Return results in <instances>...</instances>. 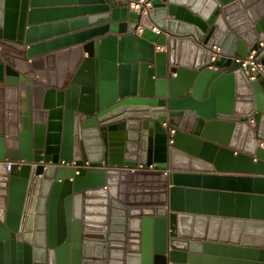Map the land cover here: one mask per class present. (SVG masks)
Returning <instances> with one entry per match:
<instances>
[{
  "label": "water",
  "instance_id": "water-1",
  "mask_svg": "<svg viewBox=\"0 0 264 264\" xmlns=\"http://www.w3.org/2000/svg\"><path fill=\"white\" fill-rule=\"evenodd\" d=\"M45 1L0 0V264H264V0H78L103 37L41 57Z\"/></svg>",
  "mask_w": 264,
  "mask_h": 264
},
{
  "label": "crops",
  "instance_id": "crops-1",
  "mask_svg": "<svg viewBox=\"0 0 264 264\" xmlns=\"http://www.w3.org/2000/svg\"><path fill=\"white\" fill-rule=\"evenodd\" d=\"M95 5L90 3H82L78 0H47L43 3V7L41 9H47L49 12L46 14H42L39 18L36 19V23L38 26H49L48 30L44 32H40L36 35L35 39L39 42L38 44H44L45 42H56L49 47H43L38 51V55L41 57L48 55H56L62 53L63 50L71 49L76 46H82L83 44L99 40L102 38L98 35H91L89 37L84 38V40L77 39L76 35L81 32H86L92 28L99 26L100 20L95 18ZM98 16V15H97ZM95 18V19H94ZM138 20V14L129 10L128 16V24H134ZM137 36L142 37L150 42L155 43V52L164 51L165 45L164 41L168 39V35L166 34H155L150 31H143L139 33L136 31ZM114 36L117 35L114 32L108 31L104 36ZM119 38V35H117ZM69 37L67 42H61L62 38ZM58 41V42H57ZM60 41V42H59ZM80 44V45H77ZM264 46V43H263ZM65 48V49H64ZM86 55H83L85 58ZM72 59V55H68L62 58L55 57L49 62H44L42 70L51 72V73H64L67 72V67L69 66V62ZM175 75L172 74V77ZM252 80V79H249ZM247 124V123H246ZM248 125V124H247ZM165 126V125H163ZM249 126V125H248ZM194 175H201L202 173H198L196 171H189ZM71 180V179H70ZM105 187H103L104 189Z\"/></svg>",
  "mask_w": 264,
  "mask_h": 264
},
{
  "label": "built area",
  "instance_id": "built-area-1",
  "mask_svg": "<svg viewBox=\"0 0 264 264\" xmlns=\"http://www.w3.org/2000/svg\"><path fill=\"white\" fill-rule=\"evenodd\" d=\"M123 1H126V0H123ZM127 8L128 10L133 11L137 13L138 15L148 16L151 11L150 0H138L136 2H128ZM137 31L141 33L142 29H138ZM151 32L157 35L161 34V32L157 28H152ZM262 47H263V43H260L259 50ZM212 51H213V54H212L211 61L215 60L216 58L215 53H217L219 49L217 47H213ZM257 56H258V51H251L245 57H233L232 63L234 65H239V67L245 73H247V71H251V72L258 71L264 75V67L258 63ZM247 124L249 125V128H251L254 131V121L251 117L248 118ZM257 143L260 148L264 149L263 140L258 139ZM8 168H9V163L7 164V169ZM138 168H142V167L139 165ZM152 168H153L152 166H149L147 169L151 170Z\"/></svg>",
  "mask_w": 264,
  "mask_h": 264
}]
</instances>
